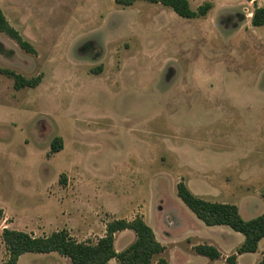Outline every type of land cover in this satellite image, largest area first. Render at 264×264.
I'll return each instance as SVG.
<instances>
[{
  "label": "rangeland",
  "instance_id": "obj_1",
  "mask_svg": "<svg viewBox=\"0 0 264 264\" xmlns=\"http://www.w3.org/2000/svg\"><path fill=\"white\" fill-rule=\"evenodd\" d=\"M189 1L213 8L184 18L145 0H0L37 50L0 33V68L42 76L17 90L0 72V264L4 227L96 241L109 221L140 215L165 246L154 260L169 264H227L243 242L200 220L177 184L245 219L264 212V26L251 23L264 0ZM114 237L122 251L136 235ZM203 243L221 256L198 254ZM18 264L72 262L27 252Z\"/></svg>",
  "mask_w": 264,
  "mask_h": 264
},
{
  "label": "trees",
  "instance_id": "obj_2",
  "mask_svg": "<svg viewBox=\"0 0 264 264\" xmlns=\"http://www.w3.org/2000/svg\"><path fill=\"white\" fill-rule=\"evenodd\" d=\"M138 0H115L119 5L129 6ZM160 3L171 8L176 14L184 18H204L213 8L211 1H204L193 8L189 0H145ZM253 26H264V6H257L252 14ZM0 33L8 35L24 51L35 54L34 45L10 23L0 8ZM0 72L13 78L14 88L37 87L42 76L25 77L21 73L9 68H0ZM63 148V139L56 137L51 143V152L55 153ZM177 193L186 206L206 225H227L244 235L243 242L236 251L226 257L227 264H238V256L243 253L256 252L259 242L264 238V212L251 219H245L236 204L218 202L205 199L195 194L189 186L180 181ZM264 200V191L262 192ZM124 230H132L136 238L122 251L115 248V234ZM2 240L7 250V258L2 264H18L21 255L27 252L51 253L56 252L68 257L72 264H107L116 259L119 264H169L164 257L155 256L165 250V246L157 239L154 229L137 215L133 219H113L107 223L105 235L96 241H78L65 229L57 230L49 235L35 236L30 232L4 227ZM194 250L211 259H218L221 251L212 244H196ZM264 264V251L260 261Z\"/></svg>",
  "mask_w": 264,
  "mask_h": 264
},
{
  "label": "crops",
  "instance_id": "obj_3",
  "mask_svg": "<svg viewBox=\"0 0 264 264\" xmlns=\"http://www.w3.org/2000/svg\"><path fill=\"white\" fill-rule=\"evenodd\" d=\"M263 251H264V238L259 242V247H258V250L256 252H253V253H257V258H256V262L255 264L261 260L262 256H263ZM240 256V255H239ZM113 259H111L108 263L112 262ZM107 263V264H108Z\"/></svg>",
  "mask_w": 264,
  "mask_h": 264
}]
</instances>
